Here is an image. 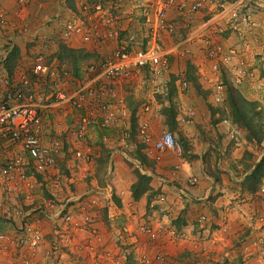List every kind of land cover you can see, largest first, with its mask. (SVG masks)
I'll return each mask as SVG.
<instances>
[{
	"label": "built area",
	"instance_id": "obj_1",
	"mask_svg": "<svg viewBox=\"0 0 264 264\" xmlns=\"http://www.w3.org/2000/svg\"><path fill=\"white\" fill-rule=\"evenodd\" d=\"M129 1L128 8L123 0L79 1L71 17L60 24L58 34L68 46H74L76 41L80 45L77 49L91 53L106 48L105 56L90 77L72 79L66 70L46 65L40 53L33 57L29 69L7 75L3 66L11 51L1 48L0 44V148L10 151L0 165V204L9 196L28 199L34 175L58 184L64 177L59 173L57 162L66 153L70 154L75 167L85 163L89 155L85 140L90 127L109 128L116 123L119 89L139 77L150 79V83L169 77V57L177 56L192 66L196 78L213 89L214 104L222 103L226 97L222 71L229 76L232 87H238L253 76L237 43L225 46V41L230 36L238 40L255 27L247 5L259 6L256 1ZM125 19L133 29L127 28ZM17 29L22 34L20 38L29 40L35 36L25 25ZM166 41L170 43L168 47ZM174 79L180 90L187 86L188 81L182 75ZM44 86L47 93L40 88ZM154 92H157L155 87ZM151 110L147 102L141 105L135 116L136 134L143 144L150 146L151 159L159 162L163 152L179 154L180 147L168 131L153 137L147 119L143 118ZM54 117L70 120L67 133L56 134L54 130L53 135H45V126ZM222 124L230 138L236 140L238 130L226 119ZM122 144L124 147L116 149L115 153L126 158L124 141ZM16 150L19 152H14ZM109 172L107 168L106 175ZM194 182V179L189 181ZM259 190H264V183ZM57 202L47 201L34 209L44 218L58 220L53 221L54 236L86 235L87 241L81 247L86 256L85 264H121L120 256L104 250L99 243V200L95 192ZM253 218L264 226L263 216ZM206 220L204 215L199 217V222ZM122 231L128 233L126 236L132 241L130 248L135 264L161 262L164 257L161 239L175 235L171 227L150 223L139 224L134 230L123 227ZM25 233L23 241L28 253L21 257V263L32 264L41 234L35 228H27ZM3 239L5 236L0 232V240ZM240 245L246 251L245 259H263L262 251L252 257L249 248L253 245L244 242ZM56 250L53 247L51 252L56 253Z\"/></svg>",
	"mask_w": 264,
	"mask_h": 264
},
{
	"label": "crops",
	"instance_id": "obj_2",
	"mask_svg": "<svg viewBox=\"0 0 264 264\" xmlns=\"http://www.w3.org/2000/svg\"><path fill=\"white\" fill-rule=\"evenodd\" d=\"M16 39L13 41L20 46L21 53L24 42ZM74 43V46L69 48L80 47L78 42ZM234 43L243 51L248 66L254 68L251 69L253 76L235 88H238L244 98L256 101L263 108L264 130V88L261 87L264 86V58L261 63H257L253 56L255 53L253 46L243 41L242 37L237 40L230 36L225 41V46ZM169 44L166 41L165 46L168 47ZM102 50L106 52V48ZM169 59L170 77L173 75L185 77L187 74L185 61L177 56ZM166 78L167 76L146 85H135L137 93L145 87H149L150 90L155 87L162 95L159 101L152 99L150 95L146 97L142 95L145 99L149 98L146 102L152 106L151 112L143 118L147 119L153 137L162 132L163 128L159 110L162 106L160 102L164 101L165 104L168 101L165 98ZM196 80L197 87L195 85L193 87V83L187 80V86L182 90L174 82L175 79H171L169 83L172 94L168 97L173 105L174 120L178 126L172 134L176 140V135L182 140L186 146L185 153L166 151L162 153L159 162H154L151 159L150 146L143 149L144 157L149 160L147 167L141 163L140 165L150 178L148 185L154 188L153 194L144 193L132 198L128 187L133 180L120 173L122 162H118L117 158L121 155L115 153L116 149L124 147L123 139H119V143L108 149L110 152L106 169L109 168L110 172L103 177L104 187L93 191L99 200L97 229L100 233L99 243L104 250L114 249L113 240L121 245L118 250L122 258L119 259L121 264H135V261L130 248L131 239L117 238L120 229L125 225L129 227L128 230H134L141 221L171 227L175 231L173 238L161 239L164 244V257L161 262L154 264H264V257L261 261L245 259L246 251H243L240 245L241 242L253 245L249 248L252 257L259 251L264 254V226L259 225L253 218L264 217V190H259L261 185L253 193L241 188L242 179L264 155V140L259 144L248 141L245 138V131L228 118L226 108L224 111L216 110L222 106L225 99L220 104H214L213 89L197 78ZM133 82L136 83V81L126 83L127 87L132 86ZM223 119H227L238 130L236 140L230 138L222 124ZM95 126L99 129L97 125ZM108 132L109 130L102 129L99 136L109 140L105 135ZM91 150L92 148L89 152ZM9 152L0 148V164ZM124 177L129 181L121 186L120 181L122 179L125 181ZM191 179L195 182L189 183ZM42 180L46 184L48 181L53 183L52 180ZM68 182H72V179ZM260 182L264 183V179ZM76 198L78 197L74 193H69L64 200ZM10 211V205L7 206L4 200V203L0 204V232L5 236V239L0 240V264H22L21 257L28 253L23 241L27 228L38 229L41 234L32 264L86 263L84 260L86 256L81 250L87 241L86 235L54 236L53 224L58 220L44 218L34 209H26L14 216L9 215ZM201 215L206 216L207 220L199 222ZM53 247L57 249L56 253L51 252Z\"/></svg>",
	"mask_w": 264,
	"mask_h": 264
},
{
	"label": "rangeland",
	"instance_id": "obj_3",
	"mask_svg": "<svg viewBox=\"0 0 264 264\" xmlns=\"http://www.w3.org/2000/svg\"><path fill=\"white\" fill-rule=\"evenodd\" d=\"M79 1L83 0H0L1 48H9V51H17L16 56L13 55L14 57L12 58L11 52H8L7 54L10 60L6 62V66H3V69L7 75H11L13 72L23 73V71L29 69L32 64L33 57L37 53H40L44 56L46 65H51L52 68H57L58 70H66L72 79L81 80L90 77L93 74L92 72L95 71L96 66L100 63L102 57L105 56L104 50L97 53H77L71 58L70 54L66 51L67 47L69 48L68 42L62 41L58 34V30L61 27L60 24L71 17V15L75 12L76 5ZM123 1L128 8L130 1ZM257 1L259 6L247 5L248 12L251 16H253L255 21V27L246 31V33H243L242 39L253 46L255 50V53L253 54V56H255V61L257 63H261L262 58H264V0ZM125 22L127 23V28L133 29L134 26L129 23L127 19H125ZM24 25L26 26V29L32 30L35 34V36L28 41H25L27 39L20 38L22 34L17 31V28L20 29ZM15 37H19L21 41L24 42L21 53L19 51L20 46L16 45V41H13ZM5 67H8V71H10V73L7 72ZM248 67L250 70H254L253 67ZM90 68H92L93 71L89 72ZM73 72H75V75L72 76L71 73ZM191 76H193L192 72L187 69V74L185 77L190 82H192ZM135 81L136 83H131L132 86L127 87L128 85H125L126 87H121L119 89L118 94L120 100L117 104L119 116L116 120V123L109 128L99 129L94 125L88 130L85 145L89 149L92 148V150L89 152L87 161L85 163H80L78 167H75L69 153H66L63 159L59 160L57 158L58 162H60H57V168L59 173L64 177L61 182L55 185L48 181V184H46V182L42 180V177H37V175H34L35 180L31 181L32 192L28 199L24 196H9L6 198L7 206L10 205L11 208V211L9 212L10 216L17 215L18 212L25 211L26 209L31 210V208H33L36 210L37 207L44 205L47 201L64 202L67 200H64V198H67L69 193H74L78 197L80 195L86 194L89 191H94L97 188L104 187L105 181L103 180V177L106 174V163L110 152L108 149L109 147L115 146L117 142L119 143V139L121 138L126 145L124 148L126 158L122 156L117 158L118 162H122L120 173L128 177L129 180H133L131 185L136 183L137 174L146 176L140 163L147 167V160L149 159L144 157L143 149L148 148L149 145L143 144L136 134L137 120L135 118V114L140 109L142 104L146 103V101H149V98L145 99L142 95H145V97L146 95H150L152 99H156L158 101L161 99L162 95L159 94V92H151L153 90H150L149 87H145L139 93H137L135 85L149 84L150 79H147L146 77H139L138 79L136 78ZM170 82L171 78L167 77L165 79V86L167 85L165 90L166 96H168L170 93ZM193 87H195L194 84ZM261 87L264 88V86ZM40 88L42 92H48V90H46V86H44V89H42L43 87ZM244 99L255 103L254 111L261 112L262 120L260 122H262L263 126V108L256 101L246 98ZM160 104L162 105L159 110L162 116V131H168L172 133L175 128H178V126L175 120H173L171 117L169 108H167V103L165 102L164 104V101H161ZM225 108L228 118L231 120L226 98L222 106L217 107L216 110L224 111ZM69 129L70 120L54 117L48 120L45 126V135H53L54 130L55 133H67ZM102 129L109 130L108 134H105L108 136L107 138L109 140H104L101 136H99V134H102ZM176 137L180 147V154H184L186 151V146L177 135ZM65 165L69 167L65 168ZM69 179H72V182H68ZM122 180L120 181L121 186H123L125 183L127 184L129 181L127 178H125V181ZM131 185L128 187L129 191ZM259 185H261V182ZM138 186V189L143 188L145 187V184L138 183ZM147 187L149 190H147L145 193L147 195L153 194L152 189L154 188H151L149 185ZM143 223L144 221H141L139 224ZM123 227L126 226L124 225ZM122 228L120 229V234H118V236L121 235V237L117 236V238L123 240L124 237L128 238V236H126L128 233H123ZM113 244L114 249L111 248V250H108L111 253L116 254V256H120L118 250L121 245H118V241L116 240H113Z\"/></svg>",
	"mask_w": 264,
	"mask_h": 264
},
{
	"label": "trees",
	"instance_id": "obj_4",
	"mask_svg": "<svg viewBox=\"0 0 264 264\" xmlns=\"http://www.w3.org/2000/svg\"><path fill=\"white\" fill-rule=\"evenodd\" d=\"M64 47V46H61ZM64 49V48H63ZM67 53L70 54L71 58L73 55L77 53H89L83 49H72L68 48L66 49ZM17 51L12 50L11 51V58L14 57L13 55L16 56ZM7 56L6 62H8L10 59ZM6 66V63H5ZM187 69H189L192 74L194 75V70L192 66L189 64H186ZM7 72L8 67H5ZM71 75H75V72L71 73ZM77 77V76H74ZM192 77V82L196 86L195 81L196 76L194 75ZM171 78V77H170ZM223 82L226 85V101H227V106L229 109V115L231 117V121L237 125V127L244 129L246 133V139L248 141H253L256 144H259L262 140H264V130L262 126V120L261 117V112L254 111L255 110V103L249 102L244 99V97L240 94L238 88L232 87L229 83V76L226 74L225 71H222V76H221ZM171 79H174L173 77ZM188 80V79H187ZM189 81V80H188ZM190 82V81H189ZM170 89V88H169ZM172 94V89H170V93L168 96ZM168 96H165L167 101V108H169V111L171 113V117L174 120V108L173 105L169 99ZM177 141V140H176ZM178 143V142H177ZM37 177H40L37 175ZM136 183L134 185H131L130 187V194L132 198H137L140 195L144 194L147 190L148 183H149V178L145 175H139L137 174L136 176ZM264 179V155L258 160L257 163L254 164L253 169L242 179L241 182V188L245 190L246 192L253 193L257 190L260 181ZM139 184H145V187L143 188H137Z\"/></svg>",
	"mask_w": 264,
	"mask_h": 264
},
{
	"label": "water",
	"instance_id": "obj_5",
	"mask_svg": "<svg viewBox=\"0 0 264 264\" xmlns=\"http://www.w3.org/2000/svg\"><path fill=\"white\" fill-rule=\"evenodd\" d=\"M252 1H256V2L258 3V1H257V0H252Z\"/></svg>",
	"mask_w": 264,
	"mask_h": 264
}]
</instances>
